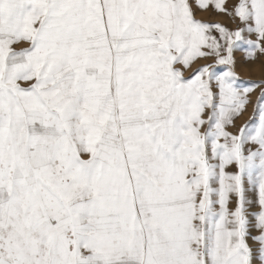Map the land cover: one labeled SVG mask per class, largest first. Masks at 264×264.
<instances>
[{"label":"snow or ice","instance_id":"snow-or-ice-1","mask_svg":"<svg viewBox=\"0 0 264 264\" xmlns=\"http://www.w3.org/2000/svg\"><path fill=\"white\" fill-rule=\"evenodd\" d=\"M237 52L264 0H0V264H264Z\"/></svg>","mask_w":264,"mask_h":264},{"label":"rangeland","instance_id":"rangeland-1","mask_svg":"<svg viewBox=\"0 0 264 264\" xmlns=\"http://www.w3.org/2000/svg\"><path fill=\"white\" fill-rule=\"evenodd\" d=\"M198 18L201 19H209L210 17L205 14ZM211 19L219 20V22L228 24L229 27H232L230 22L226 18L222 17H211ZM244 53L243 52H237L236 53V60H237V68L236 71L242 81L250 82V83H259L261 81H264V64L257 62L254 64H246L244 62ZM260 89H256L255 92L252 94V101L253 104H250L247 108V111L244 113V115L237 121V126L242 125L246 121L249 120V118L253 115V108H254V102L256 101L258 95H259Z\"/></svg>","mask_w":264,"mask_h":264}]
</instances>
